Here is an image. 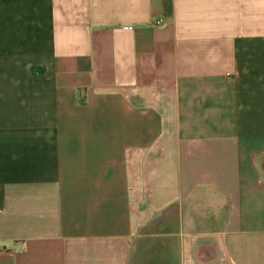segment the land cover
I'll use <instances>...</instances> for the list:
<instances>
[{"label": "crops", "instance_id": "crops-1", "mask_svg": "<svg viewBox=\"0 0 264 264\" xmlns=\"http://www.w3.org/2000/svg\"><path fill=\"white\" fill-rule=\"evenodd\" d=\"M0 264H264V0H0Z\"/></svg>", "mask_w": 264, "mask_h": 264}, {"label": "built area", "instance_id": "built-area-1", "mask_svg": "<svg viewBox=\"0 0 264 264\" xmlns=\"http://www.w3.org/2000/svg\"><path fill=\"white\" fill-rule=\"evenodd\" d=\"M155 24L158 26V25H162L163 24V19H158L155 21Z\"/></svg>", "mask_w": 264, "mask_h": 264}]
</instances>
